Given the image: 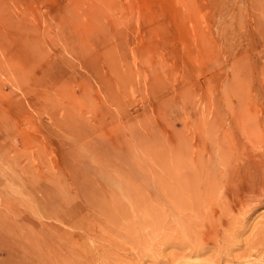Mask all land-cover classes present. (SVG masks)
<instances>
[{
    "label": "rangeland",
    "instance_id": "obj_1",
    "mask_svg": "<svg viewBox=\"0 0 264 264\" xmlns=\"http://www.w3.org/2000/svg\"><path fill=\"white\" fill-rule=\"evenodd\" d=\"M197 259L264 264V0H0V264Z\"/></svg>",
    "mask_w": 264,
    "mask_h": 264
},
{
    "label": "bare ground",
    "instance_id": "obj_2",
    "mask_svg": "<svg viewBox=\"0 0 264 264\" xmlns=\"http://www.w3.org/2000/svg\"><path fill=\"white\" fill-rule=\"evenodd\" d=\"M177 134V133H176ZM179 134V133H178ZM178 136V135H177ZM180 138V137H179ZM179 138H178V141H179ZM182 138V137H181ZM173 139V138H172ZM177 139V138H176ZM181 140V139H180ZM183 140V139H182ZM174 141H176V140H174ZM166 142V141H165ZM164 142V143H165ZM170 142V141H169ZM161 143V142H160ZM163 143V144H164ZM177 143V142H176ZM171 143H169V145H170ZM172 146V145H171ZM181 146V145H180ZM179 146V147H180ZM159 147V146H158ZM163 147H164V145H163ZM168 147V146H167ZM161 148V147H160ZM175 148V147H174ZM168 149H170V148H168ZM176 149H177V147H176ZM161 150H162V148H161ZM165 149L163 148V151H164ZM180 150V149H179ZM160 151V150H159ZM166 151V150H165ZM168 151V150H167ZM169 152H172V151H169ZM175 152V151H174ZM165 153V155H166V152H164ZM164 153L163 152H161L160 154H158V156H157V164H156V166H157V176H156V178H158V184H159V191H161L160 192V194H164V189H167L168 190V192H169V187L172 185H170V183H169V181H167L168 180V175H167V179H166V181L164 180V177L166 176V173H165V168L167 169V167H166V165H167V163H166V161H167V159L169 158L170 160H172L170 157H171V154L170 153H168V157L167 158H165V155H164ZM177 153H178V151H177ZM170 154V155H169ZM174 154V153H173ZM174 156V155H173ZM176 156H178V154H176ZM176 159V158H175ZM177 161L179 160V159H176ZM169 161V160H168ZM176 161V162H177ZM173 162V161H172ZM192 164V163H191ZM171 165V164H170ZM174 165V164H173ZM176 165H178V164H176ZM188 166V165H187ZM168 168H169V166H168ZM174 169V168H173ZM178 169V168H177ZM198 169V168H197ZM170 170V169H169ZM170 172V171H169ZM195 173V172H194ZM200 173V172H199ZM169 174V173H168ZM196 174V173H195ZM194 174V175H195ZM191 175V174H190ZM176 176V175H175ZM185 176V175H184ZM178 177V176H177ZM181 177V176H180ZM187 177V176H186ZM197 177V176H196ZM172 178V177H171ZM174 178V177H173ZM207 178V177H206ZM174 179H176V178H174ZM184 179H185V177H184ZM189 179H190V176H189ZM188 179V180H189ZM192 179H194V178H192ZM191 179V180H192ZM183 180V179H182ZM190 180V181H191ZM177 181V180H176ZM193 182H194V180H193ZM179 183H182V182H179ZM190 184V183H189ZM193 184V183H192ZM185 185V184H184ZM183 185V186H184ZM187 186V185H186ZM194 186V185H193ZM158 187V186H157ZM191 187V186H190ZM183 188H185V186L183 187ZM175 189V188H174ZM174 191V190H173ZM173 191L172 192H170V193H173ZM189 191H190V188H189ZM167 192V191H166ZM177 192H179V189H178V191ZM170 193H169V195H167L168 197H166L168 200V202H170V200L172 199V194L170 195ZM175 194H176V190H175V192H174ZM197 193V192H196ZM174 194V196H176ZM166 195V194H165ZM197 195V194H196ZM164 199V197L162 196V195H160V197H159V201H157V206H161L162 204V202H161V199ZM187 198V197H186ZM195 198V197H194ZM176 199V198H175ZM195 200H197V199H195ZM190 201V200H189ZM186 202V201H185ZM178 203V202H177ZM197 204V203H196ZM183 205V204H182ZM188 207V206H187ZM194 207V206H193ZM190 208V207H189ZM161 209H163V208H161ZM193 210V209H192ZM171 211V210H170ZM172 211H175V210H172ZM173 213V212H172ZM195 213V212H194ZM187 214V213H186ZM189 214V213H188ZM161 215H162V213H161ZM175 215V214H174ZM196 215V214H195ZM187 216V215H186ZM189 216V215H188ZM162 217V216H161ZM189 218V217H188ZM177 219V218H176ZM184 219V218H183ZM199 220V219H198ZM184 221V220H183ZM186 223V222H185ZM178 224H180V223H178ZM191 224V223H190ZM181 225V224H180ZM185 225L186 224H184V227H185ZM162 226V225H161ZM170 226H171V224H170ZM193 226V225H192ZM210 226V225H209ZM187 228H188V226H187ZM178 229H180L179 227H178ZM185 230H186V228H184ZM183 229V230H184ZM199 229V228H198ZM203 229V228H202ZM211 229V228H210ZM158 230H159V228H158ZM180 233H181V231H179ZM186 232H187V230H186ZM179 233V234H180ZM194 233V232H193ZM185 234V233H184ZM195 234H197V233H195ZM194 234V235H195ZM184 236V235H183ZM193 236V235H192ZM215 236H216V234H215ZM167 237V236H166ZM172 237V236H171ZM178 237V236H177ZM180 237V236H179ZM175 238V237H174ZM189 238V237H188ZM184 239V238H183ZM209 239V236H207V237H205V235L203 236V235H197V236H193L192 237V240H190L189 242L188 241H186V242H183V243H180V246H182V248H188L189 249V251H192V249H193V251H192V253L191 254H193V255H195V256H197V255H199L200 254V251H202L203 250V245H205L206 244V241H209L208 240ZM162 240V239H161ZM170 240H171V238H170ZM175 240V239H174ZM196 242H199V243H196ZM209 243V242H208ZM207 243V244H208ZM211 243V242H210ZM27 244H29V243H27ZM168 244V243H167ZM19 245V244H18ZM184 246V247H183ZM207 246V245H206ZM20 247V246H19ZM30 247V246H29ZM20 249V248H19ZM27 249H30V248H27ZM216 253V252H215ZM184 258V257H183ZM196 258V257H195ZM193 259V258H192ZM176 261V260H175ZM206 262V261H205ZM210 263V262H209ZM176 264V263H175ZM178 264H204L203 262H200V261H198V259L197 260H192L191 262H188V261H182V262H178ZM210 264H212V263H210Z\"/></svg>",
    "mask_w": 264,
    "mask_h": 264
}]
</instances>
